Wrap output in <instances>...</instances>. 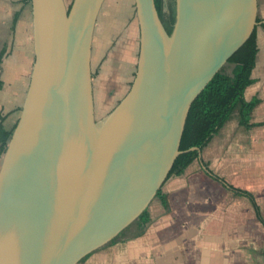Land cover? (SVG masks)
I'll list each match as a JSON object with an SVG mask.
<instances>
[{
  "label": "water",
  "instance_id": "1",
  "mask_svg": "<svg viewBox=\"0 0 264 264\" xmlns=\"http://www.w3.org/2000/svg\"><path fill=\"white\" fill-rule=\"evenodd\" d=\"M175 1L170 32L155 0H135V77L101 120L92 52L105 0L30 1L35 59L0 159V264H80L158 196L193 101L257 23V0Z\"/></svg>",
  "mask_w": 264,
  "mask_h": 264
},
{
  "label": "crops",
  "instance_id": "2",
  "mask_svg": "<svg viewBox=\"0 0 264 264\" xmlns=\"http://www.w3.org/2000/svg\"><path fill=\"white\" fill-rule=\"evenodd\" d=\"M257 5L258 52L245 90L247 100L259 99L252 111L255 124L242 125L235 109L200 156L182 174L167 178L161 187L166 202L159 196L152 200L147 226L129 227L120 240L80 264H264V0H257ZM110 12L99 14L92 59L99 53L102 67H112L102 83L126 93L131 82L125 75L129 71L135 77L137 69L139 22L136 14L131 16L128 31L105 61ZM102 14L105 21L99 24ZM131 46L133 54L128 57ZM34 58L30 0H0V120L7 129L20 117ZM122 63H128L127 68ZM3 153L0 142V159Z\"/></svg>",
  "mask_w": 264,
  "mask_h": 264
},
{
  "label": "trees",
  "instance_id": "3",
  "mask_svg": "<svg viewBox=\"0 0 264 264\" xmlns=\"http://www.w3.org/2000/svg\"><path fill=\"white\" fill-rule=\"evenodd\" d=\"M155 2L160 16L171 32L175 16L174 21L168 25L164 0H155ZM174 2L176 12V1L174 0ZM69 5H71V2ZM257 52V35L256 30H254L249 39L229 58L228 63L213 76L203 91L193 101L181 141L182 152L177 156L168 178L174 174H182L200 156V150L192 147L202 149L231 117L235 109H239L240 123L242 125L251 128L255 124L251 121L252 111L259 99L247 100L245 98V90L251 83V74L256 63ZM2 86L3 80L0 78V88ZM15 126L12 129H7L3 119L0 120V142L3 152L7 148ZM215 177L220 179L219 176ZM221 180L224 181L223 178ZM234 190L238 193H246L239 189L234 188ZM158 196L162 198L164 203L166 202V195L161 189L158 192ZM257 212L259 217H261L259 209H257ZM149 221L150 212L147 208L140 215L136 224L139 229H144ZM125 232L123 231L118 237L114 238L110 244L120 240Z\"/></svg>",
  "mask_w": 264,
  "mask_h": 264
},
{
  "label": "rangeland",
  "instance_id": "4",
  "mask_svg": "<svg viewBox=\"0 0 264 264\" xmlns=\"http://www.w3.org/2000/svg\"><path fill=\"white\" fill-rule=\"evenodd\" d=\"M71 1L72 0H66L68 4H70ZM164 8L166 11V22L169 25L174 21V16H175L174 0H164ZM101 10L104 12L110 10L111 14L109 15L112 19L111 27L109 30L110 32L108 31L109 35L108 33H105V36H104L105 38H109V48L105 52V56H104L105 61H106L107 60L106 57H109L108 56L109 52L112 51V49H114L116 45H118L119 42L121 41L123 37L122 36L123 32L128 31L127 29L130 24L129 22L132 19L131 16H134L136 14L135 0H105ZM103 16L104 15L102 14L99 20V24H102L105 21L104 19L105 16L104 17ZM131 48L132 46L128 47L127 49L128 57H130V55L133 54V51ZM122 64H124V66L127 68L128 63H122ZM92 65H93L92 70H93V75H94L93 81L95 85L96 116L98 119L101 120L108 113L111 112V110L123 99V97L125 96L127 92L126 93L118 92L119 90H113L114 89L113 87L102 83L103 74L108 73L112 67H110L109 64L108 65L104 64V68L102 67L99 53L93 56ZM125 77H126L125 80L128 83L129 82L132 83L134 77L130 75L129 71H127V75H125ZM129 227L130 228L136 227V222ZM129 227L126 230H124L126 231L125 234L129 232V229H130Z\"/></svg>",
  "mask_w": 264,
  "mask_h": 264
}]
</instances>
